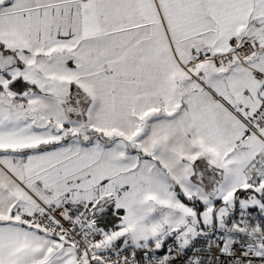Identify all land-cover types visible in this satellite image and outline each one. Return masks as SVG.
<instances>
[{
	"label": "snow or ice",
	"instance_id": "1",
	"mask_svg": "<svg viewBox=\"0 0 264 264\" xmlns=\"http://www.w3.org/2000/svg\"><path fill=\"white\" fill-rule=\"evenodd\" d=\"M0 264H264V0H0Z\"/></svg>",
	"mask_w": 264,
	"mask_h": 264
}]
</instances>
